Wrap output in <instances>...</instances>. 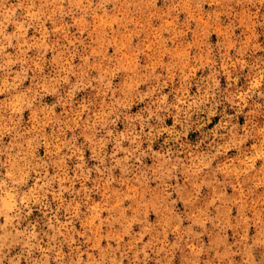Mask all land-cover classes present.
<instances>
[{"label": "rangeland", "instance_id": "rangeland-1", "mask_svg": "<svg viewBox=\"0 0 264 264\" xmlns=\"http://www.w3.org/2000/svg\"><path fill=\"white\" fill-rule=\"evenodd\" d=\"M164 96L170 107L160 113L164 123L151 121L160 135L145 161L147 180L134 163L130 174L123 165L77 170L114 151L123 157L116 141L132 131L123 117L139 121ZM192 101L207 102L191 109L189 131L175 121ZM116 115L122 119L108 126L114 138L97 131ZM0 136L5 146L36 138L35 157L50 165L56 180L48 203L59 209L61 231L66 217L76 230L61 255L83 253L87 264L104 256L111 264L120 241L123 264H145L136 252L151 240L147 264H264V2L0 0ZM165 139L180 140L185 163L176 179L161 182L155 150L177 148ZM36 179H29L33 190ZM40 196L33 191L22 222L40 233L36 259L49 251L45 233L53 234Z\"/></svg>", "mask_w": 264, "mask_h": 264}, {"label": "clouds", "instance_id": "clouds-1", "mask_svg": "<svg viewBox=\"0 0 264 264\" xmlns=\"http://www.w3.org/2000/svg\"><path fill=\"white\" fill-rule=\"evenodd\" d=\"M237 2H242V0H237ZM249 2H251V0H249ZM261 2H264V0H261ZM166 100L167 96H164L160 101V105L146 116H142L139 121L134 118L129 119L127 116L123 117V119L132 126L131 132L124 134L122 139L116 141L117 150L125 153L123 157L117 158V152L114 151L111 156L107 154L101 156L98 161V166L95 168H89L85 163L83 169H81L78 164L77 170L83 171L85 175H89L93 170L99 171L101 166L107 168L111 172L123 165L121 171L126 170L127 173L130 174L134 163L138 169V176L142 180H147L150 168L145 164V161L151 162L152 155L150 156L149 154L153 153L156 139L160 135L151 121L155 120L158 124L165 122L167 117L162 116L160 113L162 111L167 112L170 107L165 104ZM206 102L207 101H192L187 105L190 112L184 114L183 120L178 118L175 123L191 131L195 124L191 109L195 107L196 111H200L201 103ZM29 107H31V105H29ZM15 111H19V109H15ZM179 111L180 110H178V115ZM121 119V115H116L114 119L109 120L105 124H101L97 131L103 129L107 137H113V132L108 126H115ZM137 124H139V132H136L135 129ZM203 127H205V125L195 128V131L199 132ZM235 127L236 125H233V129ZM146 128L148 131H145ZM20 135V133H16L17 137ZM186 138L187 136L185 134V139ZM75 139L76 137L73 136V140ZM123 140L129 141V148L123 147ZM145 141L147 142V148L142 147ZM34 142H36V138L26 143L24 141L14 140L11 145L5 146L2 143V136H0V158H2L0 159V169H3V171L0 172V219L3 220V223H0V264H5V262H7V264H21L22 260L28 262V264H51L53 260L57 261V264H87V261L83 259V253L80 255H75L73 253L61 255L59 252V249L63 247L64 243L73 241V233H75L76 230L73 219L66 217V223L69 227L66 231H61V229L65 228V224L60 223L58 218L59 209L53 210L47 199L48 194L54 192L52 184L55 182L56 177H49L46 169L50 165H48L46 161L35 157ZM203 142V140L199 141V143ZM107 143L108 141H105V144L101 145V148L106 147ZM163 143L165 145L172 143L177 145L176 149L168 147L165 151L155 150V155L159 158L160 167L157 170L158 175L154 174V179L167 182L176 179L177 174L182 171L185 162L181 159L183 155V145L179 139L174 142L165 139ZM247 143H249V138L246 135L245 138L240 141V144L242 146ZM65 147H68L69 151H71L75 145L73 144L69 147V145L66 144ZM69 158L70 157L65 156V159ZM204 168L210 169L211 162L205 163L204 167L200 168L199 171H204ZM33 173H35L37 177L36 188L34 190L28 186L29 179ZM41 173H44V175H41ZM33 191L41 193L40 200L44 202L43 208L52 213L48 219L47 227L53 234L49 236L45 233L48 237L49 251L44 252L39 259L33 257V253L40 249V240L38 239L40 233L35 231L36 225L28 224L26 227H22V222L25 221L32 212L30 205L33 203ZM61 191H65V189H61ZM65 212L67 213L68 209H65ZM44 214L47 215L48 213L45 212ZM75 218H79L78 214ZM138 219L143 221L144 217ZM177 219L180 223H183V219L179 217ZM53 221H55V223H53ZM209 222L215 223L214 218L210 217ZM109 226L115 227V225L112 224ZM217 226L219 227V225ZM121 227H123V225H121ZM141 227H143V224H141ZM200 227L206 230L204 224H201ZM202 234L203 233H201V235ZM76 235H79V233H76ZM128 235H132L131 231L128 232ZM142 241L143 235L137 236L136 242L141 243ZM121 246V242L117 241L116 248L113 249V252L120 253V256L119 259L113 256L111 264H123L126 255L120 251ZM16 247H19L21 251L12 255V250ZM111 247L112 245L109 243V248ZM250 247L251 245H249V248ZM151 248V240L148 243H144L136 252L137 259L142 255L145 264H147L149 250ZM49 253L55 254L50 255ZM156 254L159 256V253ZM99 264H109V261L106 257L101 256L99 258ZM157 264H159V261H157ZM250 264H256L254 258H250Z\"/></svg>", "mask_w": 264, "mask_h": 264}]
</instances>
